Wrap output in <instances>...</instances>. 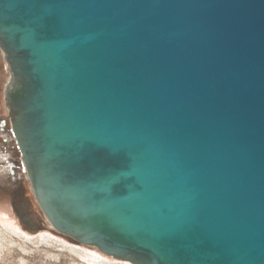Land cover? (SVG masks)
<instances>
[{
	"label": "water",
	"instance_id": "water-1",
	"mask_svg": "<svg viewBox=\"0 0 264 264\" xmlns=\"http://www.w3.org/2000/svg\"><path fill=\"white\" fill-rule=\"evenodd\" d=\"M0 50L57 234L132 264H264V0H0Z\"/></svg>",
	"mask_w": 264,
	"mask_h": 264
},
{
	"label": "rangeland",
	"instance_id": "rangeland-1",
	"mask_svg": "<svg viewBox=\"0 0 264 264\" xmlns=\"http://www.w3.org/2000/svg\"><path fill=\"white\" fill-rule=\"evenodd\" d=\"M8 78L9 73L0 50V123L2 119H5L4 131L0 130V151L4 147L6 149L5 151L10 154L11 160L9 159L7 161L14 164L15 168H12L15 171L14 175L17 176L18 173L20 174L19 179L17 177L15 178V184L21 186L20 190L23 191L27 199V210H29L32 218L37 220L38 227L32 229V232H30L25 227L27 225L22 220L20 221L16 215L17 210H14V207L10 204L8 193L5 191H3L4 194L0 193V210L5 215V219L0 220V264H102L85 259L84 251L82 252L80 250V252L78 248V250H75L70 248V246H79L89 251H96L95 248L83 246L63 235L57 234L45 220L30 188L25 170L21 164L15 140L10 130L7 108L4 103V87ZM3 139H6L5 144L2 143ZM5 165H7V162L0 159V184L7 183L5 185L11 186L12 183L9 182L10 179H8L9 177L7 175L8 169L4 167ZM0 192H2L1 189ZM17 192L18 190L16 194ZM42 235L47 240L41 239L44 238ZM25 236H29L31 240H27ZM101 255L106 257V259H110L108 261L110 264H130L128 261H118L103 254Z\"/></svg>",
	"mask_w": 264,
	"mask_h": 264
},
{
	"label": "flooded vegetation",
	"instance_id": "flooded-vegetation-1",
	"mask_svg": "<svg viewBox=\"0 0 264 264\" xmlns=\"http://www.w3.org/2000/svg\"><path fill=\"white\" fill-rule=\"evenodd\" d=\"M5 127V119H2L1 123H0V130L4 131ZM6 139L2 140V143L5 144ZM3 147V146H2ZM3 150L0 151V159L4 162H7V165H5L4 167H6L8 169L7 171V175H8V179L9 182H11V186L10 185H5V184H0V189L2 190V192H0L1 194H4L3 191H5L6 193H8L9 195V199H10V204H12V206L14 207V210H17L16 215L19 217V220L27 225L25 226L30 232H32V229H36L38 227L37 225V220H34L32 218V216L29 214V210H27V199L25 197V194L23 193V191L20 190V185L15 184V178L17 177L18 179L20 178V174L18 173L17 176L14 175L15 171L12 168H15L14 164L12 162H8L10 157V154L5 151L6 149L3 147ZM8 160V161H7ZM11 160V159H10ZM28 180V179H27ZM18 190L17 194L16 191ZM16 194V195H15ZM17 205V206H16ZM26 206V207H25Z\"/></svg>",
	"mask_w": 264,
	"mask_h": 264
},
{
	"label": "bare ground",
	"instance_id": "bare-ground-1",
	"mask_svg": "<svg viewBox=\"0 0 264 264\" xmlns=\"http://www.w3.org/2000/svg\"><path fill=\"white\" fill-rule=\"evenodd\" d=\"M5 219V215H4V213L0 210V220H4ZM16 231V230H15ZM43 237H44V235H42ZM41 236V237H42ZM25 238L27 239V240H31V238L29 237V236H25ZM41 239H46L47 240V238H41ZM0 241H1V239H0ZM83 245V244H82ZM83 246H88V245H83ZM89 247H91V246H89ZM70 248H72V249H79V251L81 250L82 252L84 251L85 253H84V258L85 259H90V261L91 262H98V263H102V264H110V263H108V261H110V259H106V257H103L101 254H103L102 252H100V251H98L97 249H95L96 251H98L99 253H101V254H99L98 252H96V251H89V250H87V249H85V248H81V247H79V246H75V245H71L70 246ZM94 248V247H93ZM77 249V250H78ZM80 251V252H81ZM104 256H107V257H110V258H113V259H115V260H118V261H120V260H122V259H117V258H114V257H112V256H108V255H105V254H103ZM112 260V259H111ZM122 261H125V262H127L126 260H122ZM128 263H130V264H132L131 262H129L128 261Z\"/></svg>",
	"mask_w": 264,
	"mask_h": 264
}]
</instances>
